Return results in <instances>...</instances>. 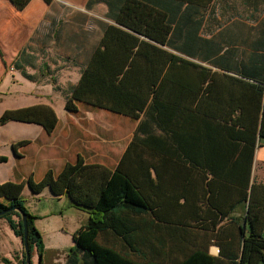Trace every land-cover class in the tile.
I'll return each instance as SVG.
<instances>
[{
  "label": "trees",
  "instance_id": "16d2710c",
  "mask_svg": "<svg viewBox=\"0 0 264 264\" xmlns=\"http://www.w3.org/2000/svg\"><path fill=\"white\" fill-rule=\"evenodd\" d=\"M9 1L20 11L32 2ZM43 1L50 5L54 0ZM214 1L88 0V8L105 4L112 23L107 24L92 59L71 88L65 107L77 113L78 103L86 102L141 120L115 169L79 157L59 173L49 169L39 181L29 177L21 183H0V211L9 209L0 218L24 240L21 213L27 215L32 255L35 251L43 255V238L35 225L38 217L26 207V185L33 193L48 188L56 196L67 195L73 205L89 213L88 223L73 235V253L78 258L71 256L72 264H224L221 256L231 259V264H264V236L258 231L264 204H255L253 193L249 198L246 166L257 136L264 138V76L234 58L226 29L211 37L202 34ZM0 53L9 67L1 48ZM12 120L38 123L52 132L58 116L52 107L38 105L7 110L0 116V124ZM148 150H164L169 154L168 165L176 168L184 157L200 168L211 207L215 205L212 194L226 195L227 184L235 186V207L250 199L251 232L244 238L240 235V252L236 246L225 254L220 245L221 256H212L188 235L156 237L159 251L152 249L144 216L149 210L156 214L159 210L149 192L154 185L150 167L155 164L146 157ZM176 207L169 204L168 212ZM216 209L223 218L226 211ZM220 219L212 222L213 227ZM168 241L176 243V255L163 251ZM19 264H27L25 250Z\"/></svg>",
  "mask_w": 264,
  "mask_h": 264
},
{
  "label": "crops",
  "instance_id": "0c3cea01",
  "mask_svg": "<svg viewBox=\"0 0 264 264\" xmlns=\"http://www.w3.org/2000/svg\"><path fill=\"white\" fill-rule=\"evenodd\" d=\"M87 2L54 0L48 5L43 0H32L20 11L9 0H0V48L9 64L5 67L0 53V116L7 110L38 105L52 107L58 116L52 132L38 123L12 120L0 124V158H6L0 159V183H21L29 177L39 181L49 169L59 173L67 163H75L79 157L87 163L115 169L134 139L141 119L86 102L78 103L77 113L65 107L71 88L79 82L83 69L92 59L107 24L112 23L106 16L105 4L88 8ZM222 4L228 5L227 15L218 12ZM222 29H226L228 50H235L234 58L242 61L247 70L264 76V0H215L202 34L211 37ZM164 152H146V157L155 164L154 168L150 167L154 185L149 187V192L151 202L159 210L157 214L149 210L144 216L147 220L145 235L152 249L159 251L156 237L188 235L202 251L212 256H221L220 245L225 254L234 251L236 246L240 252V235L244 238L251 232L247 219L250 195L253 193L255 204H264V138L257 136L252 157L246 161L250 172L249 198L237 207L235 186L231 184L226 186V195L219 196L218 191L212 194L215 205L211 207L208 203L211 194L204 195L201 169L192 166L187 157L183 158L180 168L168 165L166 155L169 154ZM42 193L50 199L65 197L71 207L81 209L73 205L67 195L56 196L48 188L33 193L26 185L23 192L27 198H36ZM169 204L177 206L174 211L168 212ZM217 206L226 211L223 218ZM258 217V231L264 236V211ZM217 218L222 219L213 227L212 222ZM88 221L89 217L82 226ZM3 233L11 237L7 230ZM17 237L14 254L11 249L5 250L9 246L0 251V258H10V264H19L23 256L24 242ZM175 245L168 241L163 251L176 255ZM73 254L65 264H72L71 256L78 258L75 252ZM160 257L168 263L165 257ZM221 258H225L224 264H231L228 257ZM41 262L43 264V258Z\"/></svg>",
  "mask_w": 264,
  "mask_h": 264
},
{
  "label": "rangeland",
  "instance_id": "374dc122",
  "mask_svg": "<svg viewBox=\"0 0 264 264\" xmlns=\"http://www.w3.org/2000/svg\"><path fill=\"white\" fill-rule=\"evenodd\" d=\"M226 7H228L227 4L220 5L219 14L226 13L227 15ZM25 198L28 211L38 217L35 225L43 238V264H65L70 254L73 253L75 244L73 235L88 220L89 214L82 209L71 207L65 197L64 199H50L42 193L36 198ZM4 230H7L11 237L5 235ZM0 236V251H4V246H9V249L5 247V250L11 249L14 254L18 247L15 238L18 237L5 218H0ZM40 258L41 255L35 251L32 255V264H39ZM1 262L8 264L0 258Z\"/></svg>",
  "mask_w": 264,
  "mask_h": 264
},
{
  "label": "water",
  "instance_id": "95a60500",
  "mask_svg": "<svg viewBox=\"0 0 264 264\" xmlns=\"http://www.w3.org/2000/svg\"><path fill=\"white\" fill-rule=\"evenodd\" d=\"M12 209H15L12 208ZM9 211L8 210H3V211H0V216L6 214L7 212ZM22 217H23V221H24V226H25V234H24V250H25V253H26V262L27 264H32V253H31V250H30V246H29V240H28V225H27V215L24 214V213H21ZM42 260V256L40 258V262Z\"/></svg>",
  "mask_w": 264,
  "mask_h": 264
}]
</instances>
